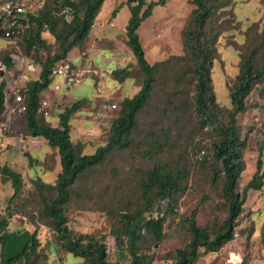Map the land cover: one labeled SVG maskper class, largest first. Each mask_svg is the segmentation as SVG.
<instances>
[{"label":"rangeland","instance_id":"1","mask_svg":"<svg viewBox=\"0 0 264 264\" xmlns=\"http://www.w3.org/2000/svg\"><path fill=\"white\" fill-rule=\"evenodd\" d=\"M74 1L78 3V0ZM225 1L228 5L226 17L220 12L208 25V28H215L220 32L217 40L218 55L212 66V80L223 121L231 108L229 86L238 73L240 55L258 47L256 62L260 65L264 59V0ZM192 8L191 0H165L163 4L156 3L151 14L141 23L138 34L147 61L151 64L165 61L157 70L150 105L138 116V128L131 135L130 146L113 150L103 163L82 174L73 186L72 200L65 208L71 230L95 237L106 235L105 243L112 260L117 259L115 240L109 233L113 216L115 213L133 209L141 201L140 183L144 172L157 161L169 165H183L189 174L184 181L186 189L178 196L173 211H159L155 205L146 213V216L166 215L164 238L151 247L155 257L153 264H173L167 258V253L180 247L187 238L184 232L178 233L177 224L182 219L195 212L197 222L204 225L222 215V206L216 208L218 198L207 175L192 167V161L202 150L203 156H209L213 133L200 127L191 106L187 107L185 113L180 114L178 98L173 94L178 87L181 97L188 102L193 94V85L189 83V64L169 59L173 55H183L181 31ZM117 12L115 22L122 27L126 25L130 15L126 0L104 1L101 16L116 15ZM109 23L108 21L106 24ZM10 25L15 29L7 37L5 33ZM95 27L98 28L97 25ZM26 30V23L16 22V19H5V22L0 23V62L6 64V71L22 67L25 71V75L20 78L15 76L17 80L6 87V104L11 117L0 126V215L7 218L8 235L17 234L18 231L30 235L35 232L40 242L36 258L31 255L27 263L22 259L17 264H83L82 257L74 256L58 247L53 230L40 214L41 203L34 181L40 180L47 185L55 183L60 171L57 150L50 147L49 153L39 162L40 172L29 170L31 163H27L22 156V151H27V148L20 138L31 140L32 137L27 134L24 117L18 112L16 95L22 97L21 90L26 82L39 77L41 68L37 64L44 61L57 47L54 37L49 32H44L42 36L47 41V49L28 50L24 41ZM119 34L117 37L102 36L104 39L98 37V41L107 45L112 52L116 51L123 62L122 66H127L131 74V78L126 80L140 87L141 75L127 43L125 29L120 30ZM5 58H10V67ZM29 64L33 65L30 72L26 71ZM94 65L96 67L100 64L94 61ZM93 69L95 68H90L84 76L93 74L102 82L111 76L109 68H98L104 69V74ZM3 72L0 71V77ZM14 88L16 92H13ZM107 88L109 87L104 88L97 84L96 94L107 91ZM87 93L83 92L81 97H86ZM40 97H46V93H42ZM76 101L78 100L72 101L65 97L62 106L65 108ZM80 101V109L72 116L77 125L73 124L70 137L73 143L83 145V154H92L99 145L107 141L119 106L100 115L98 112L101 104L107 102L103 97ZM107 103L111 104V101ZM246 104L247 110L238 115L241 136L246 139L245 169L242 172L240 189L251 178L259 152L262 154L264 169V82L253 87L246 97ZM20 105L23 107L22 103ZM8 136L12 139L13 146H6L3 141ZM15 137H19L18 142ZM34 161L38 163L39 160ZM3 166L21 174V186L15 197H12L14 189L10 179L2 173ZM52 194V190L46 192L47 196ZM243 206L245 211L237 218L235 239L224 244L217 252L203 253L194 264H222L229 253L237 258L242 256L244 264H264V184L260 190L248 191ZM1 254L0 243V263Z\"/></svg>","mask_w":264,"mask_h":264},{"label":"trees","instance_id":"2","mask_svg":"<svg viewBox=\"0 0 264 264\" xmlns=\"http://www.w3.org/2000/svg\"><path fill=\"white\" fill-rule=\"evenodd\" d=\"M103 2L104 0H78V3L74 0H38V5L31 12L12 14L8 18L0 15V23L5 22V19L26 23L24 41L28 50L47 49V41L42 36L44 32H49L57 43L52 54H48L44 61L36 63L41 68L39 77L27 81L21 90L24 110L19 113L24 117L27 134L44 138L59 155L60 171L55 183L47 185L40 180L34 181L41 203V217L48 221L58 247L74 256L82 257L83 264H153L155 257L151 247L164 238L166 215L146 216V213L155 205L159 211H173L178 196L186 189L184 181L189 172L185 166L157 161L145 170L140 183L141 201L133 209L115 213L113 216L109 233L115 240L116 260L109 258L105 234L95 237L69 228L65 208L72 200V188L82 174L103 163L113 150L130 146L131 135L138 128V116L150 105L157 70L165 61L152 64L147 61L138 29L151 14L153 6L156 3L163 4L165 0H126L130 15L125 25V35L141 75V84L134 95L120 100L105 144L99 145L92 154H83V145L72 142L70 119L80 109L82 101L78 100L65 107L58 114L59 122L55 126L46 120L44 110L40 109L43 100L40 96L55 77L52 70L56 64L67 60L73 47L84 43ZM191 3L193 8L181 31L183 55H173L169 59L189 64V83L193 85V94L190 102L181 97L178 87L173 94L178 98L180 114L185 113L187 107L191 106L200 127L213 133L209 156H203L204 151H200L199 156L192 161V167L207 175L218 198L216 208L222 206V215L204 225L197 222L195 212L182 219L177 224L178 233L184 232L187 238L180 247L167 253V258L173 264H194L203 253L217 252L224 244L235 239L237 218L245 211L243 204L248 191L260 190L264 184L262 154L259 152L251 178L240 189L239 184L245 169L246 139L241 136L238 124V115L248 108L246 97L255 85L264 82V59L260 65L256 62L258 47L240 55L238 73L229 86L231 108L223 121L212 80V66L218 55L217 40L220 32L215 28H208V25L220 12L226 17L228 5L225 0H191ZM66 8L72 14L70 21H66L64 17L63 10ZM13 27L8 26V31H13ZM4 60L10 67V58ZM111 75L119 82L131 78L127 66L112 70ZM6 86V82L1 80L0 116L6 107ZM28 159L30 162L29 155ZM1 170L10 179L14 189L12 197H15L21 186V174L7 166H3ZM48 190H52V196L46 195ZM19 232L21 231L17 233ZM5 234L7 218L0 215L1 264H17L22 259L27 263L31 255L37 257L40 242L33 232L22 253L5 260ZM241 264H244L242 256Z\"/></svg>","mask_w":264,"mask_h":264},{"label":"crops","instance_id":"3","mask_svg":"<svg viewBox=\"0 0 264 264\" xmlns=\"http://www.w3.org/2000/svg\"><path fill=\"white\" fill-rule=\"evenodd\" d=\"M102 8L103 5L101 7V10L96 16L93 26L91 27V30L87 38L85 39L84 43L81 46L73 47L67 55V60L71 64H73L75 67H83V69L86 70V73L90 68H95L97 71L102 72V74H104V69L99 70L98 68L105 67L110 69V74H111L112 70L118 67L119 68L123 67L122 66L123 62L120 61L116 51L112 52L107 45L101 44L98 41L99 39L98 37H100V39H104V37L102 36L105 35L111 37L112 36L117 37L120 35L119 31L125 29V24L122 27L116 24L115 19L117 17L118 12L116 13V15L111 14L109 16H101ZM108 21L110 23L106 24ZM96 25L98 26V28L95 27ZM99 43L103 46L100 47L101 45H98ZM94 61L99 62L100 65L96 66L98 68L94 67L95 66ZM95 69L93 70L95 71ZM23 71H24L23 67L21 69L18 68L9 69L8 71H5L1 74L0 81L4 80L6 82V85L8 86L9 83H12L17 80L15 79V76L20 78V76H23V74L25 75V71L24 72ZM96 83L101 84L104 88H106L107 86L109 88H107V91H103L101 94H96V86H97ZM56 85L60 86V88L57 90L54 88V86ZM138 89L139 87H136L135 83L130 80L119 82L118 80L114 79L111 75L109 79H106L104 82H102L101 80L98 81L97 77L94 76L93 74H88L84 76L79 84L68 88L62 85V81L59 76H55L50 86L44 92L46 93V97H44L43 99L48 102V107H47L48 114L45 116V118L48 122H50L54 126L58 124L59 122L58 114L64 108L62 106V101L64 102L65 97L66 98L68 97V99L72 101L91 98V97H103L104 101L107 102L111 101V104H108L107 102L101 104V106L107 105V108L109 109L103 111L101 113L103 115L104 113H107L108 111L111 110L110 106L112 104L118 106L120 99H122L125 96L134 95L138 91ZM6 90L7 89L5 88V92ZM86 91L88 92L87 93L88 95L86 97H81V94ZM10 117H11V113L10 111H8L6 104L5 110L0 116V126H2L4 122L8 121ZM74 119H75L74 117L70 119L71 131L74 126L73 124L77 125ZM20 139L25 143L24 145L27 148V151H22L23 153L22 156L25 158L27 163H31L28 169L29 170L34 169V172H40L41 166L39 165V162L43 160L44 156H46L47 153H49L50 145L44 138L40 136L32 137L31 140H28V138L23 139L22 137ZM15 140L18 142L19 137H15ZM3 141L6 143V146L8 145L13 146V144L11 143L12 139H9V136L4 137ZM28 155L30 156L31 159L30 162L28 159ZM34 159L39 160L38 163H36ZM12 163H16V162H12Z\"/></svg>","mask_w":264,"mask_h":264},{"label":"built area","instance_id":"4","mask_svg":"<svg viewBox=\"0 0 264 264\" xmlns=\"http://www.w3.org/2000/svg\"><path fill=\"white\" fill-rule=\"evenodd\" d=\"M38 5V0H0V15L4 18H8V16L12 14H19V13H26L31 12L34 7ZM64 17L66 21H70L72 18V14L69 8L63 10ZM13 34V31H7L5 35L10 37ZM7 67L6 64L0 62V71H6ZM27 71L33 70V65L29 64L26 67ZM86 70L81 69L79 67H75L71 64L68 60L62 61L55 65L54 69L52 70L53 76H59L62 81V85L66 87H73L79 84L84 77ZM57 90L60 88L59 85L54 86ZM13 92H16V88L13 89ZM16 101L18 103V111L24 110V107L20 105L22 99L19 95H16ZM48 102L46 100L41 101L40 109L44 110L45 116L48 114ZM110 109L116 108L115 104L110 106ZM105 110H109L107 105H102L99 114ZM1 264V263H0ZM222 264H241V257H236V255L229 253L225 258Z\"/></svg>","mask_w":264,"mask_h":264},{"label":"water","instance_id":"5","mask_svg":"<svg viewBox=\"0 0 264 264\" xmlns=\"http://www.w3.org/2000/svg\"><path fill=\"white\" fill-rule=\"evenodd\" d=\"M30 234L27 232H21L13 235L5 234L3 239L5 240L4 245V259H12L22 253L26 245L30 241Z\"/></svg>","mask_w":264,"mask_h":264}]
</instances>
